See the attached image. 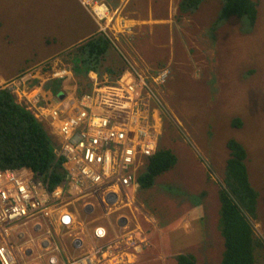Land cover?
<instances>
[{"label": "rangeland", "instance_id": "obj_1", "mask_svg": "<svg viewBox=\"0 0 264 264\" xmlns=\"http://www.w3.org/2000/svg\"><path fill=\"white\" fill-rule=\"evenodd\" d=\"M100 1L115 13L107 34L128 65L168 72L166 83L155 90L163 117L159 145L179 161L152 188L139 189L131 208H112L104 217L98 201L90 199L96 206L91 215L82 202L75 204L78 220L89 232L102 224L118 236L122 215L129 219L128 229L140 227L149 246L133 264H176L182 254L193 255L198 264H221L219 192L228 142L234 139L247 150L250 181L260 194L255 214H246L264 240V0L252 27L237 17L217 22L222 0H206L187 16L178 12L181 0H120L117 8ZM95 23L79 0H0V89H11L26 106L25 93L38 90L33 81L40 78L42 85L66 71L62 92L77 93L68 53L77 41L104 33ZM235 120L242 126H234ZM64 242L72 244L68 237ZM58 243L63 249L59 238ZM257 264H264V256Z\"/></svg>", "mask_w": 264, "mask_h": 264}, {"label": "built area", "instance_id": "obj_2", "mask_svg": "<svg viewBox=\"0 0 264 264\" xmlns=\"http://www.w3.org/2000/svg\"><path fill=\"white\" fill-rule=\"evenodd\" d=\"M79 1L112 40L107 31L112 30L113 10L100 0ZM67 76L66 71H59L50 81H63ZM167 77L166 70L145 72L129 66L116 83L100 84L95 76L91 93L63 92L65 97L57 103V96L43 94L49 81L25 93L26 108L59 141L56 155L63 160L66 179L52 189L48 178L31 169L0 168L1 264L136 262L149 246V238L140 227L128 229L129 219L124 215L118 226L125 233L118 236L113 227L97 224L91 232L99 244L79 257L69 254L64 238L77 244L88 235L78 220L77 202L91 215L96 206L90 199H96L104 217L114 212L112 208L134 206V194L140 188L138 174L159 147L163 117L155 90ZM110 235L114 238L108 239Z\"/></svg>", "mask_w": 264, "mask_h": 264}, {"label": "trees", "instance_id": "obj_3", "mask_svg": "<svg viewBox=\"0 0 264 264\" xmlns=\"http://www.w3.org/2000/svg\"><path fill=\"white\" fill-rule=\"evenodd\" d=\"M113 2L117 8L120 0ZM206 0H181L178 12L182 16L193 15ZM221 18L217 22L234 17L245 20L251 27L258 16L259 0H222ZM78 42L68 53L73 65V73L78 83L80 95L91 93L97 76L100 84H114L128 69V62L119 54L115 43L103 34H95ZM40 78L31 86H40ZM44 93L53 98L62 89L61 80H52L43 86ZM234 126L241 127L240 120ZM48 126L38 120L26 106L17 101V96L9 88L0 89V168L31 169L37 175L50 180L53 189L63 183L66 174L63 160L56 155V148L48 133ZM52 136V135H51ZM224 188L220 190L221 219L220 234L225 240V250L221 264H257L264 254V240L256 235L246 212L254 215L259 200V192L254 189L248 172V154L244 145L237 140L228 142ZM177 155L159 145L154 156L145 161L138 174L141 189L152 188L157 177L173 170L178 164ZM1 264V263H0ZM176 264H198L193 255H178ZM211 264V263H205Z\"/></svg>", "mask_w": 264, "mask_h": 264}, {"label": "crops", "instance_id": "obj_4", "mask_svg": "<svg viewBox=\"0 0 264 264\" xmlns=\"http://www.w3.org/2000/svg\"><path fill=\"white\" fill-rule=\"evenodd\" d=\"M80 2V1H79ZM81 4V3H80ZM89 14V13H88ZM90 15V14H89ZM91 16V15H90ZM92 18V16H91ZM93 19V18H92ZM94 20V19H93ZM139 191V190H138ZM137 191V192H138ZM136 192V193H137ZM136 193L134 194V197L136 195ZM135 199V198H134ZM138 206V205H137ZM139 207V206H138ZM125 220H123L122 224L123 225H126L127 224V220L126 222H124ZM129 223V222H128ZM96 226V225H95ZM88 235L87 237H84L82 238L83 239V243H80V242H77V244H75L74 242L71 244V246L67 247L66 245V248L69 252V254L72 256V257H79L81 255H83L84 253L88 252L90 250V248L93 246V245H98L99 242H97L94 238H93V235H92V232H89L88 230ZM125 233V231H122V234ZM114 238V237H113ZM86 244H87V247H86ZM82 252V253H81ZM80 253V254H79Z\"/></svg>", "mask_w": 264, "mask_h": 264}, {"label": "water", "instance_id": "obj_5", "mask_svg": "<svg viewBox=\"0 0 264 264\" xmlns=\"http://www.w3.org/2000/svg\"><path fill=\"white\" fill-rule=\"evenodd\" d=\"M65 97V94L63 92H60L57 97L54 98V101L57 103L60 99H63ZM126 222V220L124 221Z\"/></svg>", "mask_w": 264, "mask_h": 264}]
</instances>
